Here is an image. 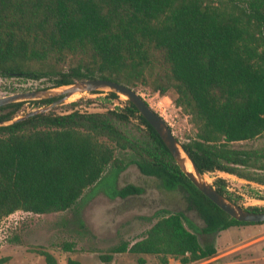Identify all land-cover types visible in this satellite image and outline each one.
I'll use <instances>...</instances> for the list:
<instances>
[{"label": "trees", "instance_id": "trees-1", "mask_svg": "<svg viewBox=\"0 0 264 264\" xmlns=\"http://www.w3.org/2000/svg\"><path fill=\"white\" fill-rule=\"evenodd\" d=\"M0 78L41 82L36 89L102 79L135 91L172 93L190 118L192 134L179 142L196 169L264 186V148L235 147L264 135V0H0ZM106 97L119 99L112 92ZM54 100L2 106L0 123L18 117L27 103L38 109ZM129 163L165 189L180 191L204 226L198 230L182 212L161 211L140 240L99 254L104 264L124 253L153 255L159 264L214 257V243L202 245L184 221L206 235L262 224L236 221L204 196L127 100L104 112L52 109L0 126V222L17 211L71 210L109 165L115 178ZM226 184L219 177L212 185L236 204ZM109 186L122 199L143 193L132 184ZM74 247L65 242L61 250ZM38 254L45 264H57L49 252Z\"/></svg>", "mask_w": 264, "mask_h": 264}, {"label": "rangeland", "instance_id": "rangeland-1", "mask_svg": "<svg viewBox=\"0 0 264 264\" xmlns=\"http://www.w3.org/2000/svg\"><path fill=\"white\" fill-rule=\"evenodd\" d=\"M43 85L39 81H25L0 78V97L36 89ZM108 90L96 93H82L72 96L62 105L53 108L57 114L70 112L71 109L87 112H104L107 109L123 106L125 98L108 100ZM138 95L170 127L172 134L180 142L192 134L189 116L172 101V93L160 96L147 89L136 90ZM91 100V102H86ZM78 101L74 108L70 103ZM35 106L25 104L18 114L24 115ZM132 124V128L137 127ZM237 148H264V135L249 142L235 144ZM117 158L127 160V154L116 151ZM113 166L109 165L102 178L86 190L76 206L71 210L51 214H32L17 211L0 222V259L8 258L4 264H45L38 251H47L56 259L57 264H66L68 259L80 264H104L98 255L121 242L130 244L140 240L147 229L156 221L155 215L161 211L182 212L200 230L204 224L196 212L188 211L183 194L178 190L165 189L159 180L141 174L134 163L127 164L114 178ZM209 183L216 178L227 182V190L242 208H264V186L248 182L221 172L205 174ZM205 177V178H206ZM109 183L117 188L132 184L143 189L140 195L124 199L113 197ZM109 186V187H108ZM202 245L214 243L217 253L214 257L192 264H264V225H238L221 231L216 235H206L190 227ZM75 244V252L61 250L62 243ZM159 264L153 255H115L109 264ZM168 264H180L169 259Z\"/></svg>", "mask_w": 264, "mask_h": 264}, {"label": "water", "instance_id": "water-1", "mask_svg": "<svg viewBox=\"0 0 264 264\" xmlns=\"http://www.w3.org/2000/svg\"><path fill=\"white\" fill-rule=\"evenodd\" d=\"M108 90L107 92L115 93L125 98V101L132 103L139 114L146 120V122L154 129L159 135L164 145L168 149L173 160L180 168L182 173L189 179V181L210 201H212L219 209L225 212L229 217L239 222L246 223H263L264 212L254 213L249 212L233 202L229 201L223 195L219 194L211 183H209L205 174H201L195 167L192 160L181 147L178 139L172 134L170 127L154 112L146 102L138 95V93L125 85L102 79H90L75 82L69 86H62L52 89H35L24 91L20 93L10 94L0 97V107L28 101H40L55 99L50 105L32 110L24 115L18 116L15 119L7 122L0 123V126L9 125L16 121L25 120L29 117L47 113L53 108L62 105L74 94L94 93L96 91ZM186 159L189 160L193 171L187 170Z\"/></svg>", "mask_w": 264, "mask_h": 264}, {"label": "bare ground", "instance_id": "bare-ground-1", "mask_svg": "<svg viewBox=\"0 0 264 264\" xmlns=\"http://www.w3.org/2000/svg\"><path fill=\"white\" fill-rule=\"evenodd\" d=\"M78 94V93H77ZM77 94H74V95H72V96H75V95H77ZM71 96V97H72ZM186 167H187V170H189V171H193V169H192V166H191V164H190V162H189V160L188 159H186ZM206 177V176H205ZM206 179H207V177H206ZM208 181H209V179H207Z\"/></svg>", "mask_w": 264, "mask_h": 264}, {"label": "built area", "instance_id": "built-area-1", "mask_svg": "<svg viewBox=\"0 0 264 264\" xmlns=\"http://www.w3.org/2000/svg\"><path fill=\"white\" fill-rule=\"evenodd\" d=\"M263 225H264V222H263Z\"/></svg>", "mask_w": 264, "mask_h": 264}]
</instances>
